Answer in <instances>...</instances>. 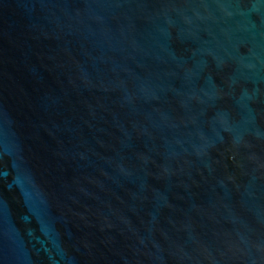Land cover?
Returning a JSON list of instances; mask_svg holds the SVG:
<instances>
[{"label":"water","instance_id":"obj_1","mask_svg":"<svg viewBox=\"0 0 264 264\" xmlns=\"http://www.w3.org/2000/svg\"><path fill=\"white\" fill-rule=\"evenodd\" d=\"M0 264H264V0H0Z\"/></svg>","mask_w":264,"mask_h":264}]
</instances>
